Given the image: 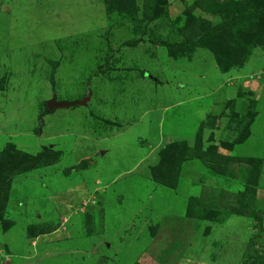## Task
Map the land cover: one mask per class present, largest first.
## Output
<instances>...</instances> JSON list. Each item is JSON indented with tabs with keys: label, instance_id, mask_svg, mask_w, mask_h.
<instances>
[{
	"label": "rangeland",
	"instance_id": "obj_1",
	"mask_svg": "<svg viewBox=\"0 0 264 264\" xmlns=\"http://www.w3.org/2000/svg\"><path fill=\"white\" fill-rule=\"evenodd\" d=\"M107 1L106 17L101 0H0V190L9 182L0 264H39L37 255L53 257L40 264H264V0L253 19L237 10L228 27L220 9L246 0ZM168 11L180 13L171 19ZM191 19L220 25L212 34L222 41L185 42ZM193 59L185 88L204 90L178 103L172 73L159 69ZM208 65L206 77L200 68ZM52 97L85 101L47 110ZM79 125L95 136L122 129L116 154L121 143L147 144L155 158L123 165L130 150L123 159L120 152L107 187L88 192L63 220L44 186H61L47 174L64 176L67 163L19 165L48 140L67 147ZM89 160L88 169L99 165L97 155Z\"/></svg>",
	"mask_w": 264,
	"mask_h": 264
},
{
	"label": "crops",
	"instance_id": "obj_2",
	"mask_svg": "<svg viewBox=\"0 0 264 264\" xmlns=\"http://www.w3.org/2000/svg\"><path fill=\"white\" fill-rule=\"evenodd\" d=\"M101 3L104 7L103 0H101ZM169 7H168V10L171 9ZM174 13L172 16L171 12L168 11L169 18L171 17V19H174L180 12L175 11ZM194 60L195 59H193L192 63L188 64V65L179 64L178 66H179V70H181V73H179L178 75H177V67H178L177 65L174 66L173 68H171L170 70H168L166 65L164 64L162 66V68L159 69V71H163V72L166 71V72L172 73L169 84H170V88L173 86L172 93L174 95H176L177 98H180L178 100V103L179 102L183 103L182 100H184V99L191 101L192 99L195 98L193 96V94L197 95L199 92H201V90H204L202 88H200V90H199L198 87H197V89H194L190 85L192 87V90L187 92V89L185 88V85H186V87H188L190 82H188L187 79L186 80L184 78L182 79V74L184 72H187L190 74L189 68L191 66L195 68V65H197L194 62ZM184 66H186V68H183ZM208 66H210L209 69L207 67H204V66L200 68L203 70L204 73L207 72L206 77H207L208 73L210 75L212 73H214L213 66H211V65H208ZM208 70H210V72ZM197 74L199 75L198 72H197ZM154 77H155L157 83L159 84V86H161L162 83L167 82L166 78H165V80L164 79L160 80L156 76H154ZM206 77L203 76V79H205ZM227 77H228V75L223 76L222 78L227 79ZM152 82H154V81H152ZM167 84L168 83L162 84V86H164L163 87L164 89L169 86ZM182 87L185 88L183 94H181V91H180ZM230 89H231V87L229 85L227 87H225V94H226V92L228 94L229 93L228 90H230ZM168 92H171L170 89ZM152 94H154V93H152ZM65 109H68V108H65ZM129 110H131V108ZM145 112H147V111H143L142 115H144ZM154 113H156V112H154ZM150 115H152V114L150 113ZM148 124H149V122H148ZM79 127H80V129H79L80 132L77 135V137L70 136V133H67V135H68V136H66L68 138L67 147L66 146L64 147V145H62V148H61L56 142L55 143L54 142L49 143L50 142L49 140L46 141V143H48V144H46L47 148L55 153V163H57V164L61 163V162L67 163L65 165V167L68 170V172L65 173L64 176L60 174V171L47 174V175H52L53 177H50V178H55V180L57 181V184L60 182L61 186L53 187L51 190V188L48 186V183H46V185H45V181H46L45 179L46 178H43L41 180V181H43V183L45 185L44 186L45 198L47 199L51 208L56 213L64 216L63 220L65 217H70L69 215L72 214L74 212V210H76V208L79 207L81 201L86 198V195L88 194V192H90L93 189L98 190V188H99L98 186H100V184H104V186L102 187V190H104L107 187L106 183H107V181L108 182L110 181V178L108 176L109 173L112 171L115 172V170L117 169L116 168L117 165H119V163H117V162L113 163V161H114V158L117 159L118 156H120V152L123 153V156H121V158L123 159L124 158V151L130 150L127 158L123 159V165L129 160H131V166H134L136 164H140L141 162L147 163L148 160H150V159H153V161H154V158H155V154H153V152L151 151L154 145L152 146V145H147V144L143 147H139L137 145H136L137 147H135V145L133 144L131 148L127 149L128 146L124 145V143H121V145H123V146L120 148H124V149L120 150V152L118 154H116L115 153L116 148H114L113 142L116 140L120 141L123 139V137H121L123 134L122 129L120 130L119 134H117V133L103 134L100 132L98 136H95L94 133L92 132V129L85 127V126L81 127L80 125H79ZM128 127H130V126H128ZM128 127H125L124 130L126 131L128 129ZM156 134H158V133H156ZM143 136H145L147 139V137H149V134H144ZM165 136L168 137L171 135H170V133H168V134H165ZM156 137H155L154 142H155V144H158L161 141L160 138H162V134L157 135ZM62 139H63V141H65L64 138L61 137V140ZM152 143L153 142H151V144ZM120 148H117V149H120ZM134 148H136V150ZM68 152H72V156H74V161L70 162L69 157H68ZM134 152L141 153L138 157H136L137 160H136V158L133 159ZM65 155L67 156V158L65 157ZM96 155H97V161L99 163V165L97 167H95L93 169H84V170H77V169L75 170V168H73V165H77L81 160L91 159V158H94ZM105 158H106V160H104ZM108 161H110L111 164L108 163ZM100 172L105 177L100 176L98 174ZM49 179L47 181H49V182L53 181V180H49ZM60 236L63 237L64 234L60 235ZM2 237L0 236L1 241H2V239L4 240V241H2V243L3 242L6 243V239L2 238ZM65 237L66 236H64L62 241L65 240ZM67 244H69V243H66L65 245H67ZM37 256H38L37 261L39 262V264H40L41 260H42L41 262H43V261H46L47 259H53V257L46 256V255H37ZM39 256H41L43 258H41ZM20 261L17 259L16 260L4 259V262H5L4 264H6V263L10 264L12 262H14L16 264H22ZM31 261H33V260H31ZM34 263H36V262H34Z\"/></svg>",
	"mask_w": 264,
	"mask_h": 264
},
{
	"label": "trees",
	"instance_id": "obj_3",
	"mask_svg": "<svg viewBox=\"0 0 264 264\" xmlns=\"http://www.w3.org/2000/svg\"><path fill=\"white\" fill-rule=\"evenodd\" d=\"M198 2L199 1H197L195 3H198ZM157 3H159L158 0H157ZM103 4H104L105 15L107 17L108 16V8H109L108 1L103 0ZM130 5H131V2H130ZM162 5L163 6L160 10V14L162 16H166V14H167L166 7H165L166 4L164 5L162 3ZM143 6L144 7L147 6V9H150V6H148L146 4H144ZM257 9H259L258 0H246V1H243V3H240L239 5L233 3V5L230 6L227 11L225 9H220L219 17L221 18V20H223L222 25L228 27L231 25V24H229V21H230L229 19L234 20L232 22V24L237 22V19H239V15H237L236 18L231 17L232 15L234 16V13L237 14V10H238V12H241L244 16L250 14L249 16H247L248 19H253V17L259 13V11ZM144 11H145V8H144ZM144 11L141 10L142 16H143ZM255 11H256V14L253 15ZM260 14L263 16L264 11H260ZM124 18H127V17H124ZM130 20L131 19H129V20L126 19V20H123L122 22H128ZM186 22H188V21L186 20ZM219 26L210 27L207 23H205L203 21H200L197 19H191L190 23H187V25H185V27L182 31L183 40L185 42H189V41L193 42L195 40H198L200 38V36L205 35L206 37H209V39L222 41L220 38L218 39L215 34H212V32L215 31L216 29H218ZM45 157L51 158L50 159V160H52L50 162L51 164L55 161V153L53 151H51L50 149H48L47 147H41L40 152H38L34 156H31L28 159H26V161H24L23 163H21L19 165V168L21 170H24V171H27L29 169H34L40 164L43 165L44 161H42V160H44ZM47 163H48V161H45L44 165H46ZM91 164H93V166H94L95 162H93L92 160H89V159H83L75 166V169H77V170L88 169V168L92 167ZM8 184H9V182L6 181L4 183L2 189L0 190V202L2 203V205L4 203V196H6L7 191H8Z\"/></svg>",
	"mask_w": 264,
	"mask_h": 264
},
{
	"label": "water",
	"instance_id": "obj_4",
	"mask_svg": "<svg viewBox=\"0 0 264 264\" xmlns=\"http://www.w3.org/2000/svg\"><path fill=\"white\" fill-rule=\"evenodd\" d=\"M84 104V100L81 101H75V102H65V101H60L57 102L54 97H52L50 100H48L45 103V107L47 110L50 109H65L73 106H81Z\"/></svg>",
	"mask_w": 264,
	"mask_h": 264
}]
</instances>
